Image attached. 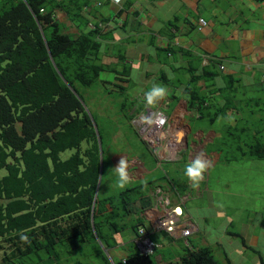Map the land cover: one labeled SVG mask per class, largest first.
Returning <instances> with one entry per match:
<instances>
[{
  "label": "trees",
  "instance_id": "1",
  "mask_svg": "<svg viewBox=\"0 0 264 264\" xmlns=\"http://www.w3.org/2000/svg\"><path fill=\"white\" fill-rule=\"evenodd\" d=\"M1 1L0 251H3L0 261L24 264L42 260L60 264L67 253L87 244H98L97 239L110 248L115 247L120 243L116 236L127 225L119 222L126 216L132 219L133 239L139 237L142 228L150 231L144 211L152 203L148 191L156 181H136L118 194L105 195L104 180L110 172L106 166L109 163L114 166L107 147L109 137L82 93V88H92L98 83L113 84L116 89L109 92L126 95L119 109L128 121L143 110L145 99L131 97L129 87L116 82H125L123 75L131 71L130 65L119 58L118 62L126 66L121 72L118 62L103 60V41L110 34L101 23L110 16H98L95 9L92 16L97 19L82 16L85 6L73 3L74 0ZM57 8L66 11L74 23H82L86 30L81 29L77 34L68 32L59 21ZM204 68L202 75L195 70L182 92L188 107L200 115L198 128L204 119L214 126L219 116L228 120L230 115V110L222 108L216 98L206 99L198 87L207 72L213 73L212 69ZM106 71L114 73V81L101 79ZM234 128L230 123L221 150L232 145L230 136L245 138L244 132H238L241 126ZM98 133L103 173L97 193L101 171ZM137 136L145 143L138 133ZM243 140L250 146L249 152L242 151L243 157L264 159V144L254 140L248 144ZM67 150L74 151L64 158L62 154ZM186 156L180 162L184 159L188 162ZM149 162V168H154L155 160ZM182 178L181 173H176L169 181L182 188ZM138 203L139 207L133 211L132 207ZM134 213L136 217L132 216ZM230 234L240 236L246 243L241 233L230 231ZM150 238L154 244L151 253L139 250L114 264H156L152 253L159 243ZM192 245L193 249L185 248L180 254L179 261L167 264H221L209 247ZM65 246L71 249L64 251ZM246 247L259 253L253 246ZM260 260L264 264L262 256ZM229 264L233 263L229 261Z\"/></svg>",
  "mask_w": 264,
  "mask_h": 264
},
{
  "label": "crops",
  "instance_id": "2",
  "mask_svg": "<svg viewBox=\"0 0 264 264\" xmlns=\"http://www.w3.org/2000/svg\"><path fill=\"white\" fill-rule=\"evenodd\" d=\"M176 1L181 6H185L187 2L190 3V0H121L118 4L106 2L111 11H116V15L115 17L110 16V19H108L110 26L105 30L110 35L103 41L104 62L116 64L118 58H124L131 65V71H133V75L135 76L134 68L144 66L140 65L136 60H145V55L148 60L149 56L152 55L158 60L157 69L159 70L160 77H156V73L149 75L148 70L139 72V74L145 76L147 83L156 79L166 80L164 83L169 80L162 69L163 66H166L169 73L174 68L189 69L192 70L193 74L195 70L197 73L203 74L204 67L212 69L213 73L207 72L206 75L204 74L206 81L201 80L199 83L204 96L209 97L210 100L216 98L222 108L229 109L230 114H235H233L234 119L233 117L230 118L234 120L232 127L241 126L242 129H238V132L240 134L244 132L243 136L245 138L243 137V139H246L248 144L251 143V140L264 144V2H259L258 0H210L209 8H212V4L217 1L220 3V6L216 4V7L223 10V15L215 13L208 16L206 10L203 14L204 9H200L199 15L195 16L190 12L188 16L185 15L183 17V21L180 23V19L177 18L176 13L181 6L175 13L172 10L174 5L177 7ZM75 2L85 6L82 10V16L86 14L89 17L91 16V18L97 19L92 16V11L97 7L98 0H74L73 3ZM56 14L59 21L66 25L68 32L77 34L81 29L86 30L82 23L78 24L75 22L76 25L72 18H70V15L63 9L57 8ZM201 18L207 21V25L200 29L199 21ZM175 19L176 22L171 24V21ZM167 24H169L168 27ZM219 26L221 27L219 28ZM138 35L147 36L140 50L131 44V42L136 40ZM197 45L202 51L197 52L196 56H192L191 49ZM117 48L120 52L118 55L115 53ZM161 51L167 53L168 64L159 60L161 58ZM138 54H142V59L139 58ZM205 60L208 61L207 64ZM193 63H196L197 67ZM220 65H224L225 68L221 69ZM119 68L121 72L126 70L125 65H121ZM116 82L118 81L116 80ZM189 82L190 80L186 83L182 82L178 90L183 92L187 86L185 84ZM122 84L125 86L129 83ZM229 91L231 92L230 94L228 93ZM147 92L148 90L145 86L135 96L145 99ZM172 100L169 97H165L157 103L158 108H162L166 104V101ZM233 106L235 108L240 107L241 110L234 112L232 110ZM199 117L200 115L197 113V119ZM170 120L172 124L185 129L188 140L191 137L194 138L193 141L190 140V146L188 147V155L189 157L191 156L188 160L189 163L199 153H203L211 161V165L215 166L217 164L216 155L214 152L208 153L207 148L216 142L220 136V131L212 130L211 128L213 127L204 129L202 125L199 128L197 127L195 133L192 134L190 128L182 119ZM251 120L252 123L249 124ZM228 122L230 123V121ZM223 127L226 128V126ZM238 137H241V135ZM136 158L143 168L140 167V164H136V167L133 168V164L130 165L129 161L128 171L132 181H142L152 172V169L149 170L147 168L143 159L138 156ZM131 159L134 160V158ZM116 166L117 162L115 161L114 167ZM175 173L178 175L181 173V176L184 178H182L183 186H181L183 192L181 191L182 188H178L177 185L174 186L177 191L182 193L181 197L178 198L180 193L176 194L165 179H159L161 177L153 179L156 182L150 187L148 192L152 199L167 194L173 203L182 201L187 212V221L194 223L195 233L203 228L204 223L202 221L206 222L207 216L204 214V216L198 218L194 217L187 206V202L190 199L201 197V192L205 188L202 183L205 180L206 172L204 173V179L196 187H193L192 182L186 177L184 169H177ZM191 189L194 190L191 191ZM156 205L159 208H164L161 204L157 203ZM159 211V209L156 210L153 207L148 210V214L150 217H152L151 215L157 217L160 215ZM257 215L261 218L264 214L262 211H257ZM145 219L147 223H151L149 216ZM247 226L249 230L244 231L246 243H243V246L244 248H247V245L253 246L259 251L261 246L264 245V239L262 240L259 235L255 236V234L257 228L263 227L264 224L251 220ZM261 232L264 234V229ZM228 234H230V231L229 233H225V235ZM167 235L172 237L170 234ZM191 236L187 238L176 236L174 240H184V246L182 247L184 251L185 248H192L190 243ZM222 239L223 236L216 238V243L220 245ZM119 240L121 241L119 245H125L127 242L124 238H120ZM109 254L113 260L120 258L119 254L117 255L115 251V247L110 248Z\"/></svg>",
  "mask_w": 264,
  "mask_h": 264
},
{
  "label": "rangeland",
  "instance_id": "3",
  "mask_svg": "<svg viewBox=\"0 0 264 264\" xmlns=\"http://www.w3.org/2000/svg\"><path fill=\"white\" fill-rule=\"evenodd\" d=\"M2 1L10 2L11 0ZM98 2H101L102 4L97 5L95 8V10L99 11L96 15L101 16L103 14L105 16L115 17L116 11L110 10L109 6L106 4V0H98ZM177 2L178 1H176V3ZM209 3L210 0H190V3L187 2L185 6H181L180 4L178 5L177 3V7L174 5L172 10L173 13H175V11L181 6L176 13L177 18L180 19V23L183 21V17L185 15L188 16L190 12L195 16L199 15L200 9H204L203 14L206 10L208 16L215 13L220 15L224 14L222 9L216 7V4L220 6L219 2L216 1L213 4L211 3L213 5L212 8H209ZM207 15H205V17H207ZM175 22L176 20H172L173 24ZM220 27L221 26H219V28ZM146 39L147 36L138 35L136 40L131 42V44L140 50ZM123 47L124 46L122 44V48ZM200 51H202V49L198 48V45L196 47L194 46L191 49V55L196 56L197 52ZM115 53L117 55L120 54L118 48ZM138 55L139 58L142 59V54ZM166 56L167 53L161 51V58L159 60L168 64L169 61ZM118 59L116 61H118ZM144 59L145 60H136V62L144 66H140L139 68H134L133 66L135 76L133 75V71L126 74L127 76H130L131 79V85L127 86L129 87L128 95L131 97L135 96L138 91L145 86L148 91L154 85L165 86L168 90L166 98L169 97L173 100L169 102L166 101V106H162L163 110L170 119H182L190 128L192 134H194L196 130L195 128L197 127L196 123L198 121V119L193 118V114L196 113L195 109L188 107L187 98L185 95H182L181 90H178L182 82L186 83L192 78V70L174 68L173 71L170 70L169 73L167 72L168 70L166 66H163L162 69L166 73V78L169 80L164 83L166 80L156 79L155 81L147 83L145 76L143 74H139V72L148 70L149 75L156 73V77H160V73L157 69V59H155L152 55L149 56L148 60L145 55ZM118 64L120 66L123 62H118ZM193 64L197 67L196 63ZM101 79L114 81L115 75L114 73L106 71L102 73ZM202 81L205 80L202 79ZM110 90L109 86L102 85V83H98L92 88H82V93L88 108H90L94 115L98 118L101 126H104V132L107 134V138L109 137L107 145L109 148V154L113 156V161H116L117 165L119 164L120 159L125 157L128 161H130V165L133 164V168L136 167V164H140V167L143 168L140 162L119 152L135 154L147 162L146 164L149 167V161L153 158L150 148L138 139L136 130L132 125V120L128 121L119 109V106L126 95L117 91L109 92ZM174 92H176V94H174ZM228 93L230 94L231 92L229 91ZM206 99L210 101L209 97H206ZM150 107L158 108L159 106L156 104ZM146 108L147 102L145 99L143 100V110H146ZM232 108L234 112L236 110H241L240 107L235 108L233 106ZM233 114L234 113H231L229 115L228 120H225V117L222 115L219 116L214 126H210L207 119H204L202 122L204 129L213 127L211 128L212 130L220 131V136L214 144L208 146L207 148L208 153L214 152L216 155L217 164L215 166L211 165L206 171L205 180L202 183L205 188L201 192V197L192 200L190 199L187 202V206L190 208V212L194 215V217L198 218L204 216V214L207 216L206 222L202 221V223H204L203 228L200 229V231L195 232L190 237V241L196 247H209L221 264H229L228 260H230L233 264H262L260 256L264 258V245L261 246L259 253H257L254 250L244 248L242 238L240 236L233 234L225 235V233H229V231H231L234 233H241V235H244L246 238L244 231L249 230L247 225L251 220L257 223L262 222V224H264V215L261 218L257 215V211H262L264 214V159H256L254 157H250L249 155L243 157L242 151L249 152L250 146H246L245 141L241 137L230 136V139H233L231 141L232 145L225 147L223 150H221L220 147V145L222 146V143L228 138L230 123L231 125L234 123L233 119L235 114ZM232 117L233 119H230ZM228 121H230V123ZM250 123H252V120L249 124ZM223 126H226V128ZM190 140L193 141L194 138L191 137ZM73 151L67 150L62 155L64 158H68ZM187 164H189V162H186L185 159L183 162H180V160L166 161L164 162L162 169L167 171L169 175L173 176L176 174L175 172L177 169H184L185 171ZM106 167L107 169H110V172L108 177H105L106 179L104 180L103 189L105 195L118 194L120 190L136 184V181L130 180L128 184L121 188L118 183V174L116 173L113 164L109 163ZM163 176L164 172L162 170H157L149 173L145 177V180H153L157 177L163 178ZM193 190L194 189H191V191ZM139 205L140 203L135 205V207H132L133 211H136L135 209L137 206L139 207ZM132 216L136 217L135 213ZM124 222L127 224L126 228L116 237L119 239L124 238L127 242L125 245H119L120 243L115 245V251L122 259L128 257L130 253L138 252L139 250L141 251L135 241V238L133 239L134 229L132 228V219L130 216L124 217V219H122L119 223L123 224ZM106 229L108 230L109 227ZM263 229L264 226L257 228L255 234V236L259 235L262 240L264 239V234L261 232ZM222 236L223 239L219 245L216 243L215 239ZM151 237L156 241V243H159V245L156 246V250L152 253L156 264H167L171 261L177 262L180 260V254L183 252L182 247L184 246V240H172L165 231H153L151 232ZM97 240L99 245L94 243L87 244L67 253V255L63 258V262L60 264H113L114 261L120 259L117 258L116 260H113L109 254L110 247L102 243L101 240ZM68 249H71V247L65 246L64 251ZM2 251L3 250L0 251V257L2 256ZM24 264L49 263L47 261L36 260L25 262Z\"/></svg>",
  "mask_w": 264,
  "mask_h": 264
},
{
  "label": "clouds",
  "instance_id": "4",
  "mask_svg": "<svg viewBox=\"0 0 264 264\" xmlns=\"http://www.w3.org/2000/svg\"><path fill=\"white\" fill-rule=\"evenodd\" d=\"M120 1L121 0H110V2H114L116 4L120 3ZM97 4L98 5H101L102 3L101 2H97ZM201 19H203V18H201ZM201 19L199 21V23H200V26H199L200 29L203 26L207 25V21L205 19H203L206 22V24H203L201 22ZM109 23H110L109 20L107 22L101 23V27L104 28V30H107V28H109V26H110ZM125 62H127L129 64V62L126 59H125ZM205 62H206V64L208 63L207 60H205ZM220 68L223 69V68H225V66L224 65H220ZM130 70H131V68H130ZM123 76H125V77H123V79L125 80V82L124 81H118V83H120L121 85H123L122 83L125 84V83H127V81H131L130 76L129 77H127V75H123ZM128 83H129L128 85H125L126 87L127 86H130V82H128ZM106 86H109V88L111 90L116 89V87H114L113 84H110V85L107 84ZM167 94H168V90H167V88L165 86H162V85H154L145 94V99H146V102H147V108L154 109V110H162L165 113V111L163 110V107L162 108H153V107H150V106L156 105L159 101L163 100L167 96ZM144 111L145 110H141V111L137 112L136 114L142 113ZM136 114L134 115V117L136 116ZM134 117H133V119H134ZM133 119H132V125L134 126V128H135L136 132L138 133L139 137L150 148V150H151V152L153 154V159L155 160V163H154L155 165H154V168H152V170L147 166V164H146L147 162H145V165L152 172L157 171L158 169L159 170H162L164 172V176L167 177V178H164V179L168 182V185L171 186V188L175 191L176 194L177 193H180L178 195V198L181 197V194L182 193L179 192V191H177L174 188L175 183L173 181L172 182L168 181V180L171 179V176L169 177V173L167 171H165L164 169H162V168H163L164 162H166V161H176V160L179 161V160L183 159L186 156V154H187L186 157L188 158V160L190 159L191 156L189 157V155H188V152H189L188 147L190 146V140H188V135L185 134V129L184 128H180V127L172 124V121L170 120V118L168 116L169 123L171 125V130L179 138L178 145L176 146L177 147L176 148L177 149V151H176L177 153L173 157L160 158L157 150H155V147L152 146L151 144H149L148 141L145 140L141 136V134L139 133V131L137 130V128L135 127V125L133 123ZM119 153L125 154L128 157H131V158H134V160L135 159L137 160L136 157L138 155L130 154V153H124V152H119ZM115 156H114V158H115ZM210 166H211V161L209 159H207L204 156L203 153H199L194 160H192L189 164L186 165V167H185V175L192 182L193 187L198 186L199 183L204 179V173L207 171V169ZM128 169H129V161H128L127 158L122 157L120 159V161H119V164L115 167V171L118 174V183H119V186L121 188H123L131 180V177H130V174H129ZM161 179H163V178H161ZM154 200L156 201L155 203H154ZM157 203L158 204H161L164 208H159L158 205H156ZM153 207H155L156 210L157 209L160 210L159 211L160 212V215H158L157 217L156 216L154 217V215H151L152 217H150V215L148 214V210L152 209ZM167 211H171L175 215V217H176V225H175V230L173 232H170V231H168L165 228H160V227L157 226L159 220L165 217V215L167 214ZM186 213L187 212L185 210V206L182 204V201H180L178 203H175V202L173 203V201L170 200V196L167 195V194H164L162 197H157L155 199H152L151 206L150 207H147V209L144 211V216H146V217L149 216V218H151V219H149L150 222H151L150 223L151 227L149 228L150 231H148V230L145 229V231L147 233V237L150 238L151 237L150 236L151 235V232H153L154 230H156V231H165L168 234L172 235L174 238H176V236H178V237H181L182 236V237H185V238L191 236L194 233V223L192 221H187L188 219L186 218ZM186 230H189V233L188 234H186V232H185ZM139 237H140V235H139ZM139 237H137L135 239L136 242L138 241V238ZM151 241H152V239H151ZM137 244H138V242H137ZM138 246H139V244H138ZM153 246H154V244H153ZM193 247L194 246L192 245V248L191 249H193ZM153 249H154V247H153ZM141 252L144 253V254L151 253V252H143L142 249H141ZM0 264H5V263H3V262L0 261Z\"/></svg>",
  "mask_w": 264,
  "mask_h": 264
},
{
  "label": "built area",
  "instance_id": "5",
  "mask_svg": "<svg viewBox=\"0 0 264 264\" xmlns=\"http://www.w3.org/2000/svg\"><path fill=\"white\" fill-rule=\"evenodd\" d=\"M203 24L205 20L201 19ZM133 123L141 136L148 141L149 144L155 147L160 158L173 157L176 155L177 145L179 142L178 136L172 132L168 116L162 110H154L147 108L144 112L136 114ZM176 217L171 211H167L164 218L158 222V227L165 228L170 232L175 230ZM186 234L189 230L185 231ZM138 244L143 252L153 251V242L145 229L140 230Z\"/></svg>",
  "mask_w": 264,
  "mask_h": 264
},
{
  "label": "water",
  "instance_id": "6",
  "mask_svg": "<svg viewBox=\"0 0 264 264\" xmlns=\"http://www.w3.org/2000/svg\"><path fill=\"white\" fill-rule=\"evenodd\" d=\"M98 138H99V143H100V148H101V171H100V181H99V186H98V189H97V193L99 192V187H100V184H101L102 173H103V153H102V145H101V139H100L99 133H98ZM96 199H97V194H96L95 200ZM94 205H95V202H94Z\"/></svg>",
  "mask_w": 264,
  "mask_h": 264
}]
</instances>
